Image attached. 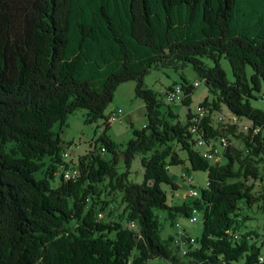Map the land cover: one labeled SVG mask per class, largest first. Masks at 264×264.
Masks as SVG:
<instances>
[{"label": "trees", "instance_id": "obj_1", "mask_svg": "<svg viewBox=\"0 0 264 264\" xmlns=\"http://www.w3.org/2000/svg\"><path fill=\"white\" fill-rule=\"evenodd\" d=\"M186 63L212 95L205 106L251 123L237 135L244 148L230 140L223 147L225 163L194 147L196 85L182 74L183 121L145 82L153 69ZM127 81H135L148 122L123 145L108 137L105 110ZM263 87L264 0H0V264H259L264 241L245 230L239 201L264 203L245 182L264 179V108L252 104ZM80 108L86 123L105 119L98 142L106 150L95 145L78 156L81 174L66 180L54 128ZM210 114L200 117L205 139L235 136V124L214 126ZM177 144L193 171L207 172L208 185L171 204L162 185L178 188L169 173L184 162ZM138 157L141 181L132 171ZM105 196L123 206L116 219L98 218L110 205ZM157 210L172 224L201 212V237L163 238Z\"/></svg>", "mask_w": 264, "mask_h": 264}, {"label": "rangeland", "instance_id": "obj_2", "mask_svg": "<svg viewBox=\"0 0 264 264\" xmlns=\"http://www.w3.org/2000/svg\"><path fill=\"white\" fill-rule=\"evenodd\" d=\"M206 64L212 65V61L205 59ZM230 62L227 59L222 60V67L225 69L229 80H232L233 73L230 67ZM182 74L187 77L189 83L196 85L195 92L192 94V104L191 111H195L197 105L208 98L212 99V95L207 89L203 81H201L198 74L193 70L189 63L184 65H179L178 69L175 67H159L153 69L152 72L145 78L146 84L154 90L159 98L165 103H170L164 92H167L169 88L178 86L181 81ZM135 81H127L122 83L118 90L115 92L112 102L107 106L105 110V115L109 116L111 113H116V119L110 121V127L107 131L108 137L118 144H125L127 141L133 138V129H140L146 126L148 119L145 115V104L144 101L135 96ZM264 91V87L263 90ZM174 113L178 114L183 121H186V113L188 106L184 105L182 102L171 103ZM252 104L255 107L264 108V96L260 95L258 99L252 100ZM87 111L83 108L76 110L73 114L66 119L63 125L57 124L54 130L59 133L61 144L64 148H71L73 153L71 160L77 162V157L89 154L95 149L97 145L98 149L101 150L102 143L98 142V139L105 133V119L95 120L92 123H86ZM222 115H227V110L219 111ZM213 119L212 125H219L217 114H210ZM214 125V126H215ZM235 136L230 134L229 140L237 147L244 148V143L242 138L237 137L240 132L246 133L247 129L251 123L247 119H242L237 122ZM219 146V145H218ZM176 150L179 152L180 158L184 159V162L177 166H170L169 173L178 185L176 190H172L167 184H163V189L167 192L168 201L171 204H181L183 202H189L190 197L188 195L192 188L201 190L206 187L208 182V174L206 171L191 169V165L187 160V151L183 150L180 145H175ZM99 150V151H100ZM224 148L219 146V155H222ZM106 158L111 157V154L106 153ZM50 163L49 159H47ZM210 163H216L217 161L210 160ZM219 163H225V159L222 157ZM260 168L262 176L264 177V160L260 162ZM142 165L140 163L139 157L133 163L132 171L133 177L141 181L142 180ZM187 172L188 175L193 179L189 182L183 177V173ZM40 175V174H39ZM264 179L254 180L252 178L245 179L247 186H252L253 193L258 195H264L263 188ZM104 200L110 202L109 207L106 211H98L99 220H109L110 215L112 219H116L117 214H120L123 206L119 205V199L111 200L109 197H103ZM263 200L254 203L249 206L246 204L245 199L239 201L240 213L242 216L248 217L245 230H254L260 237L258 243L261 244L264 241V205ZM156 214L161 222V236L163 238H168L169 236L179 237V234L185 232L189 237L198 238L201 237L203 220L201 212L196 213L197 222L191 223L188 218L183 215H179L176 218L175 224L171 223L168 217L167 211L157 210ZM181 249H186L187 246L182 243ZM182 260L187 262L186 257L180 252ZM244 258L240 259L233 264H244ZM149 264H165L163 260L156 259L150 260ZM225 264V263H224Z\"/></svg>", "mask_w": 264, "mask_h": 264}, {"label": "built area", "instance_id": "obj_3", "mask_svg": "<svg viewBox=\"0 0 264 264\" xmlns=\"http://www.w3.org/2000/svg\"><path fill=\"white\" fill-rule=\"evenodd\" d=\"M183 90L182 87L180 85L173 87L171 90H169L166 93V98L168 99V101L170 103H176V102H182L184 94H183ZM211 107L205 106L202 102H200L197 105V108H195V111H191L190 115L191 118L189 120V125H188V130L189 132L192 134V141H194V147L200 151L202 158L210 161V160H216L217 163L219 160H221V157L219 155V146L224 147L229 143V136H220V137H215V138H211V139H205V137L203 136V134L200 132V126L203 123V121H200V114L201 113H212V114H217L218 117V122L220 123V125H224L225 121L227 119H239L242 120V118H240L239 116H237L236 114H234L231 111L227 110V115H220L219 110H213L210 109ZM116 113H111L108 116V119L106 120L107 122L110 123V121L115 120L116 117ZM251 127V125L249 126V128ZM248 128V129H249ZM247 129V131H248ZM255 133L258 131V128H254L253 130ZM219 145V146H218ZM106 150V148H102L101 153H104ZM63 159L66 162V165L63 168V172H64V176L66 178V180L68 179H77L81 172H80V168H79V157H77V162L71 160V162L69 163L70 159L72 158L73 153L71 152V148L68 147L66 149H64L63 151ZM183 177L185 179H187L189 182H192L193 179L188 175L187 172L183 173ZM208 185V182L206 183V186ZM263 188H264V181H263ZM188 195L190 197H198L200 195V190L196 189V188H192ZM196 213H198L197 211H195L188 219L191 223H195L197 222V216L195 215ZM191 242H195V238H191L190 239ZM185 252V251H184ZM259 264L264 263V247L261 249V252L258 255V260Z\"/></svg>", "mask_w": 264, "mask_h": 264}, {"label": "bare ground", "instance_id": "obj_4", "mask_svg": "<svg viewBox=\"0 0 264 264\" xmlns=\"http://www.w3.org/2000/svg\"><path fill=\"white\" fill-rule=\"evenodd\" d=\"M207 115H209V113H204L203 112V113L200 114V117H202V116L204 117V116H207ZM220 115H222V114H220ZM237 122H239V119H233V118L232 119H227L225 121V124L223 125V127L227 128L228 125H230V124L234 125V124H237Z\"/></svg>", "mask_w": 264, "mask_h": 264}]
</instances>
